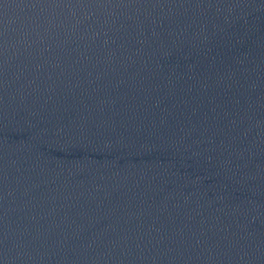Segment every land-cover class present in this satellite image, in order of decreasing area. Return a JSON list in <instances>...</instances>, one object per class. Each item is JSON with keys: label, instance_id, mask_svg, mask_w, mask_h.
<instances>
[{"label": "water", "instance_id": "obj_1", "mask_svg": "<svg viewBox=\"0 0 264 264\" xmlns=\"http://www.w3.org/2000/svg\"><path fill=\"white\" fill-rule=\"evenodd\" d=\"M0 264H264V0H0Z\"/></svg>", "mask_w": 264, "mask_h": 264}]
</instances>
